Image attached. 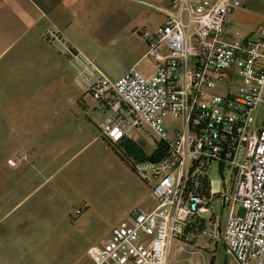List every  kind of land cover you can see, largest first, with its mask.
Here are the masks:
<instances>
[{"label":"built area","instance_id":"1","mask_svg":"<svg viewBox=\"0 0 264 264\" xmlns=\"http://www.w3.org/2000/svg\"><path fill=\"white\" fill-rule=\"evenodd\" d=\"M165 1L166 7L143 3L163 17L138 31L155 61L151 75L130 67L111 80L66 45L78 81L110 112L100 130L106 145L147 128L164 146L161 159L132 166L151 184L154 208H131L127 221L86 254L93 264H167L171 249L186 252L191 218L207 210L216 223L227 210L220 235L225 252L237 264H264V116L256 126L257 110L264 113V23L256 38L228 39L225 24L242 0ZM47 37L57 39L51 31ZM213 164L229 174L216 188ZM185 264H194L192 254Z\"/></svg>","mask_w":264,"mask_h":264},{"label":"crops","instance_id":"2","mask_svg":"<svg viewBox=\"0 0 264 264\" xmlns=\"http://www.w3.org/2000/svg\"><path fill=\"white\" fill-rule=\"evenodd\" d=\"M143 3L167 6L165 0H0V264H60L58 252L65 239L81 227L90 210L88 198L85 191L72 193L68 178L59 175L96 138L88 141L86 127L79 126L87 114L84 97L88 93L66 57V45L95 64L105 53L126 60L119 76L130 67L137 69L149 57L138 31L163 20ZM246 4L264 11V0H242L225 24L228 39L252 35L242 32L240 36ZM139 9L153 12L156 21L141 26ZM262 19L256 36L264 13ZM50 31L57 39L47 37ZM132 39L139 42L137 48L131 46ZM151 60L153 70L148 75L156 67ZM67 100L82 116L67 110ZM97 108L104 116L99 135L108 152L102 159L109 165L115 161L125 165L100 133L110 112ZM125 143L126 139L114 147L123 150ZM99 160L92 153L77 168L94 167ZM154 206L142 209L150 211ZM77 207L82 212L71 223L70 211ZM207 214L201 218L209 221ZM111 230L101 243L89 247L106 242ZM89 247L70 256L66 264H93L86 254ZM167 261L175 264L185 258L176 260L170 250Z\"/></svg>","mask_w":264,"mask_h":264},{"label":"rangeland","instance_id":"3","mask_svg":"<svg viewBox=\"0 0 264 264\" xmlns=\"http://www.w3.org/2000/svg\"><path fill=\"white\" fill-rule=\"evenodd\" d=\"M247 12L244 13V18L241 21L240 36L244 33H252L244 39L256 38L254 34L255 30L262 22L263 9L249 7V4L245 5ZM258 12V13H256ZM140 16L142 23L141 26L149 27L156 21V18L150 10L143 11L139 9L136 12ZM146 19V21H144ZM140 20V22H141ZM152 29V28H151ZM239 29V30H240ZM150 30V29H148ZM247 36V35H246ZM242 39V38H241ZM131 46L137 48V40L132 39ZM109 53V52H108ZM103 54L102 57L97 59V65L100 70L108 78H115L119 76L125 69L126 60H121L111 55ZM137 69L144 75H148L153 70V62L151 58H146L141 62V65ZM71 98H75L72 95ZM84 102L86 104L87 114L81 117L84 120V124H79L81 127H86V138L91 141L94 137L95 140L91 141L83 151L80 152L77 158L70 160L64 173L59 175L66 180V185L73 193L75 190L81 193L85 191L88 198V205L90 206L89 212L85 215L78 229L73 231L69 238L65 239V244L61 251L58 252V257L61 259L60 264L70 263V256H76L82 249H86L92 244L101 243L109 234L110 230L118 226L119 224L127 221L128 211L133 206H139L141 208H151L154 206V198L151 192V184L148 185L142 182L133 171L121 162L115 161L114 164H107L104 158L108 152L103 149L101 137L99 135V125L102 123L104 116L102 112L97 108L96 103L89 94L85 95ZM67 110L69 112H75L77 115L82 116L81 110L76 108L75 104L67 100ZM94 108H96L94 110ZM81 111V112H80ZM263 110L259 108L256 113V126L259 127L263 120ZM175 125H178V120L175 121ZM156 136L150 130L137 129L131 140H126L124 150L126 149V158L131 164L138 162L136 154L139 151H143L148 156L155 148ZM94 154L95 158H100V162L94 167H87L84 164L82 167H78L88 156ZM67 173H70L67 175ZM228 174L227 167L219 172L218 164H213L211 167V179L214 180V187H217L216 180H221L222 177H226ZM229 188L230 185L227 184ZM218 204H216L217 206ZM81 208H74L70 211V222L76 223L78 215L76 210ZM243 209L240 208L239 215L243 214ZM199 215L203 218L207 216V211H199ZM227 216V210H223L214 223V220L207 221L203 225L201 233L195 235H188L184 240L186 243L185 251L178 252L171 249L172 255L176 256V260L181 257L188 258L192 254V261L194 264H237L231 255L225 252L224 247L220 241V235L223 230V225ZM209 220H212L210 217ZM191 253V254H190ZM179 255L181 257H179ZM172 257V256H171ZM172 260V259H171ZM72 264V263H71ZM87 264V263H83ZM173 264V263H172ZM175 264H185V261L177 262Z\"/></svg>","mask_w":264,"mask_h":264},{"label":"trees","instance_id":"4","mask_svg":"<svg viewBox=\"0 0 264 264\" xmlns=\"http://www.w3.org/2000/svg\"><path fill=\"white\" fill-rule=\"evenodd\" d=\"M154 144H155V148L148 156H146L144 154V152L141 150L139 151V153L136 154V157L139 160L138 162H141L144 160L157 161V160L161 159V157L164 154V146H163L162 142L156 141V140H155ZM109 146L113 147L112 149H114L115 154L120 157V159L125 163V165L131 171H133V167H132L133 164L128 162V160L126 158V153H125L126 149L124 150V147H123V150H120L119 148L114 147L115 145H109ZM206 221H205V219H202L200 217L191 218L190 222L185 227L184 235L185 236H188V235H195L196 236L198 233H201V231L203 230L202 229L203 225ZM210 264H213V261H211Z\"/></svg>","mask_w":264,"mask_h":264}]
</instances>
